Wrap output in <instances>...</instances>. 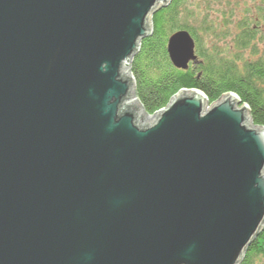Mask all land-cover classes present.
<instances>
[{"label":"water","instance_id":"water-1","mask_svg":"<svg viewBox=\"0 0 264 264\" xmlns=\"http://www.w3.org/2000/svg\"><path fill=\"white\" fill-rule=\"evenodd\" d=\"M172 0H0V264H241L264 127L233 93L149 116L131 65ZM186 31L171 64H197Z\"/></svg>","mask_w":264,"mask_h":264},{"label":"trees","instance_id":"trees-1","mask_svg":"<svg viewBox=\"0 0 264 264\" xmlns=\"http://www.w3.org/2000/svg\"><path fill=\"white\" fill-rule=\"evenodd\" d=\"M189 1L202 3L206 10H210L215 4L227 2L229 5L230 0H172L168 7L153 16V34L141 42L130 70L136 97L143 110L153 116L166 108L182 90H198L210 104L225 94L233 93L248 106L254 125L264 127V50L261 58L255 61L244 59L245 53L250 58L258 55L256 47L263 37L257 27L251 28L240 19L234 26L237 28L232 44L235 54L225 53L216 47L206 48L198 36L199 32H203L204 37L211 34L218 40L228 38L236 16L235 8L224 13L218 25L205 15L200 24L194 26L192 23L198 22L186 7ZM258 13V19L264 21V9L259 8ZM178 31L188 32L196 45L198 63L190 64L188 70L176 69L167 53L168 40ZM258 262L264 264V232L251 245L241 264Z\"/></svg>","mask_w":264,"mask_h":264},{"label":"rangeland","instance_id":"rangeland-1","mask_svg":"<svg viewBox=\"0 0 264 264\" xmlns=\"http://www.w3.org/2000/svg\"><path fill=\"white\" fill-rule=\"evenodd\" d=\"M228 4L229 5H227V2H223L222 4H215L210 10H206L204 4L199 3L197 1H189L186 4V7L188 8L189 12H191L195 17L194 20L198 22L192 23L194 26H198V24H200L199 21L205 15H208L210 17V20H212L215 25H218L223 14L230 13V11L232 10L231 8H235L234 14L236 16L235 18H233L234 23H232V25L230 26L231 35L228 36V38L224 40H218L217 37H214L211 34L204 37L205 35L203 32H199V38L203 40V43L205 42L206 48L213 49L216 47L219 49H223L225 53L228 52V54H235V48H232V44L234 35L237 32V28L235 29L234 26L235 23L241 19V22L244 21L245 23H248L251 28L257 27L258 33L263 37L261 42H259L260 44L256 47V49L258 50V55L250 58L248 57V54L245 53L244 59L255 61L261 58V55L263 54L264 50V21H260L258 19V10L259 8L264 9V0H230ZM208 11L210 12L207 13ZM239 65H241V62L239 63ZM256 264H260V262Z\"/></svg>","mask_w":264,"mask_h":264}]
</instances>
